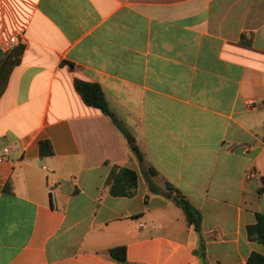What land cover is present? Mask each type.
<instances>
[{
  "label": "crops",
  "instance_id": "obj_1",
  "mask_svg": "<svg viewBox=\"0 0 264 264\" xmlns=\"http://www.w3.org/2000/svg\"><path fill=\"white\" fill-rule=\"evenodd\" d=\"M19 45L0 97V264H123L117 246L130 264H200L165 182L201 212L209 264L264 254L246 231L264 213V0H0V61ZM114 167L137 173L132 195L110 193Z\"/></svg>",
  "mask_w": 264,
  "mask_h": 264
},
{
  "label": "trees",
  "instance_id": "obj_2",
  "mask_svg": "<svg viewBox=\"0 0 264 264\" xmlns=\"http://www.w3.org/2000/svg\"><path fill=\"white\" fill-rule=\"evenodd\" d=\"M21 51H22V46L19 45L14 58L8 57L0 61V97L6 88L8 77L10 75L13 66L18 62V55H20ZM74 87L86 105L100 109V111L104 115L110 118L111 122L118 129L123 131L122 124L108 107L104 99L103 93L97 84L76 79L74 81ZM131 148L137 160L139 162H142L143 155L140 152V150L135 145H131ZM39 152L42 155L51 154L53 152L50 142L48 140L39 141ZM142 175L146 179H149L156 177L157 172L152 167L147 166L144 169H142ZM108 183L110 184L111 194L130 196L134 193L136 188L137 173L129 168L114 167L110 171L108 177ZM148 185L152 187L151 183H149ZM164 187L169 192H174L172 201L183 210L187 222L193 225L196 233L198 234V245L194 250V252L198 256L200 260V264H209L206 259L204 239L201 235V222H202L201 212L195 206H193L190 203V201L184 195H182L177 189H175L171 184L165 182ZM155 190L156 189H154V191ZM263 190H264V181L263 184L260 187H258L257 193L260 194ZM246 231H247V236L250 240L256 241L264 245V213H256L255 223L252 225H248ZM109 255L112 259L120 263L130 264L127 262L124 246H117L111 248L109 250ZM246 264H264V254L258 252L250 253V255L246 260Z\"/></svg>",
  "mask_w": 264,
  "mask_h": 264
},
{
  "label": "built area",
  "instance_id": "obj_3",
  "mask_svg": "<svg viewBox=\"0 0 264 264\" xmlns=\"http://www.w3.org/2000/svg\"><path fill=\"white\" fill-rule=\"evenodd\" d=\"M10 40H11V42L18 43L20 39L18 38V36H12ZM6 150L7 149H4V151H6Z\"/></svg>",
  "mask_w": 264,
  "mask_h": 264
},
{
  "label": "water",
  "instance_id": "obj_4",
  "mask_svg": "<svg viewBox=\"0 0 264 264\" xmlns=\"http://www.w3.org/2000/svg\"><path fill=\"white\" fill-rule=\"evenodd\" d=\"M172 197V194H169V198H171Z\"/></svg>",
  "mask_w": 264,
  "mask_h": 264
},
{
  "label": "rangeland",
  "instance_id": "obj_5",
  "mask_svg": "<svg viewBox=\"0 0 264 264\" xmlns=\"http://www.w3.org/2000/svg\"><path fill=\"white\" fill-rule=\"evenodd\" d=\"M162 184V186L164 187V183H161Z\"/></svg>",
  "mask_w": 264,
  "mask_h": 264
}]
</instances>
